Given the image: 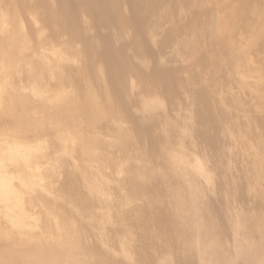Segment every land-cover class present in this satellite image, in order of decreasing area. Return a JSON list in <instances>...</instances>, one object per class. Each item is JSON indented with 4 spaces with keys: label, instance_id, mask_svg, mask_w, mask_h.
<instances>
[{
    "label": "bare ground",
    "instance_id": "6f19581e",
    "mask_svg": "<svg viewBox=\"0 0 264 264\" xmlns=\"http://www.w3.org/2000/svg\"><path fill=\"white\" fill-rule=\"evenodd\" d=\"M208 1L0 0V125L27 139L0 141V264H264V138L247 182L209 125L208 81L246 53L229 20L201 26ZM258 2L243 5L264 32ZM186 18L180 75L163 51ZM32 25L65 49L33 58Z\"/></svg>",
    "mask_w": 264,
    "mask_h": 264
},
{
    "label": "rangeland",
    "instance_id": "374dc122",
    "mask_svg": "<svg viewBox=\"0 0 264 264\" xmlns=\"http://www.w3.org/2000/svg\"><path fill=\"white\" fill-rule=\"evenodd\" d=\"M244 2L245 0H210L207 2V8L203 11L199 22L201 26H206L211 23L212 20H216V23H219L221 19L229 20L227 21L231 23L229 24V29L235 27L232 31L235 34L232 33L233 38L231 37V39H229L231 42L229 44L234 45V48H236L238 53H246L241 64L235 63L234 66L231 65L232 67L226 72L227 74L223 73L220 78L209 80L207 91L210 100L209 110L212 111L213 114L209 125H216L219 127L218 134L220 141H224L230 146V150H228L227 154H230L233 157L234 165H238V169L235 170V173L238 171L239 174L244 177L245 181L248 182L249 179L245 174L248 176L250 174V177L253 176V162L261 152L259 142L264 138V102L260 100L257 95V89L264 86V32L263 28L260 27L261 23L259 22L261 21L258 20V16L256 18L252 13V18L249 8H246V6L243 5L246 4ZM4 3H6L5 7H7H4V9L6 10L9 8V10H11L10 12H12L14 8L13 4H11L10 1H5ZM258 5H261L260 9L262 7L261 10L264 12V3L259 4L258 2ZM240 8L242 9L240 10ZM243 9L246 11H243ZM237 13H239V15ZM244 13H247L245 14L247 17L245 15L243 16ZM236 14L238 17L235 16ZM244 17L245 20L243 19ZM235 18L238 19L235 20ZM28 20L27 12L24 10V14L22 15L23 25H26ZM252 21L254 23H252ZM39 28H41V26L32 25L33 30L31 42L33 50L31 51V55H34L33 58H37L35 54L40 55L41 53L40 56L45 53L48 56L53 57V54L57 52L58 49H65L64 41L66 36L64 34H53L47 32V29L43 27L41 29ZM194 29L195 26L190 23V19L186 18L180 31L177 35L171 38L164 48V57L171 65L179 67V71H177L178 74L182 73V75H185V73H189V59L182 54V51L179 48V41L180 39L189 36ZM258 32L262 36L257 39L256 43H251L253 34H259ZM71 54L72 56L74 55L72 52ZM181 69H183L184 72H182ZM24 84L26 86L32 85L31 81H25ZM79 84L83 94L90 89L86 80H81ZM45 87L50 91L49 93L55 94V83L48 79L45 83ZM218 97L221 99L220 102ZM142 98L143 96H140L138 100L139 103ZM191 102L192 98L189 94L183 95L178 98L174 108L175 110L181 109L184 111L186 108L188 109L190 107ZM201 120L204 121V119ZM112 126L113 125L111 124L110 132H108L109 137L107 136L108 140L114 138V140H110L112 142L111 152L116 151V133ZM105 131V129L101 130V132ZM11 132L12 131H8L4 127V124L0 125V141L3 142L6 138L13 141L16 140V136L19 137V141L21 142L27 141L23 135L14 136ZM97 134H99V132H97ZM47 138L46 135H31L29 142L32 143V145H38L39 142L44 141ZM210 146L209 149L211 151H221V145L217 147L215 146L217 149L212 145ZM203 148L204 145L202 144L195 149L193 160L196 156H199L200 151H202ZM54 161L55 156L50 155L42 164L45 167H48L49 165H53ZM117 169L118 165L113 168L115 177ZM120 194L122 193L118 192V195ZM163 200H165V197H163ZM36 210L40 211V207ZM29 213L32 215L35 213V210L30 209Z\"/></svg>",
    "mask_w": 264,
    "mask_h": 264
}]
</instances>
